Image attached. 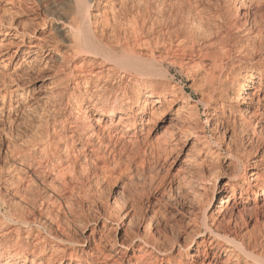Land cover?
Wrapping results in <instances>:
<instances>
[{
	"label": "bare ground",
	"instance_id": "obj_1",
	"mask_svg": "<svg viewBox=\"0 0 264 264\" xmlns=\"http://www.w3.org/2000/svg\"><path fill=\"white\" fill-rule=\"evenodd\" d=\"M33 1L35 8L30 10L21 7L22 14L33 13L34 17L46 15L44 23L49 20L55 23L54 31L65 44L63 47L57 38H51L52 41L39 45L33 44L35 33H30L26 26L19 28L12 22L4 26L3 21H0V32L4 30L5 36H9L8 30H15L17 38L20 39L16 46L17 51L18 47L27 46L31 49L28 53L37 48L41 52L47 50L54 55L59 65L55 75L57 77L63 74L65 77L60 76L59 85L55 92H51L50 99L68 107L72 121L63 118L55 120L52 134L42 130L44 126L40 127L33 138L29 141L25 139L22 147L7 144L4 154L7 155L4 161H7V166L0 169V208L8 213H0V264H216L221 257H226L221 264H264V242L258 239L257 234L251 232L246 237L234 230V234L229 233L228 229L222 231L216 220L207 221V208L202 210V230L193 231L190 243L187 242L186 247L184 245L182 252L179 250L185 260L180 257L178 261L172 250L159 248L157 241L160 239L156 240L151 233L148 237L133 233L130 243H118L117 235L114 240L110 238V227H115L116 234L123 232V237L130 236L129 230L119 227L120 221L126 217L125 214L119 215L120 217L111 213L101 214L100 228L98 216L93 222L87 220L86 224H80L84 215L78 211V202L84 200H79L82 196L77 194L81 192H77V189L83 184L87 167L83 165L78 168L81 163L78 165L68 154L70 147L73 149L74 145L81 143L83 150L89 152L88 162H99L101 169L111 168V161L117 157L113 147L119 143L135 144L138 134L142 135L144 126L150 123L154 126L158 124L159 128L164 127L163 132L170 139L182 133L188 143L192 139L199 140L201 134L191 133L197 129L189 132V127V130L180 127L197 113H194L196 108L190 105L188 99L181 94L183 92H179L180 88L169 78L171 68L178 69V73L190 74L192 86L201 92L200 102H206L211 112L216 113L221 109L223 117H227L228 110L243 107L244 113L249 114L255 104L260 105L264 101V72L257 74L255 70L247 69L235 74L230 73L228 67L231 66L232 53L242 47L240 34L242 31H250L246 24H262L264 16L261 12L264 10L257 8L259 12H253L256 6L259 7L264 2L228 0L234 12L208 7L212 9L211 12L210 9L201 8V2L196 0L192 3L190 0L187 3H175L173 0ZM241 18L245 22L240 23ZM14 20L13 16L12 21ZM247 38L254 42L259 39V33ZM6 46L0 44L1 48L7 49ZM2 52L1 49L0 57ZM39 70L36 69L38 72ZM256 85L257 90L252 91ZM3 91L4 93L0 92V97L4 100L10 90L5 87ZM12 92L20 94L21 97L24 94L19 93V87ZM261 110L257 109V113L262 112ZM258 115L260 117L264 114ZM195 119L193 120L196 121ZM68 129L73 133H66ZM125 137L129 138L127 142ZM62 141L65 144L60 147ZM195 146L193 142L191 150H196ZM205 147L200 150L206 149L203 153L211 154V150ZM199 154L201 153H198V158ZM204 158L196 166L194 164L196 168L193 169V178L198 188L206 193L212 180H207L208 174H204L207 172ZM192 159L187 154L183 164L188 166L194 159L197 160L196 157ZM234 160L235 167L231 165L232 162L228 165L234 167L236 174L242 171V167H245V172L250 169L253 171L248 177H244L247 178L243 184L237 182L233 173L218 188L220 195L226 194L228 198L220 201L219 210L216 209L214 214H221L230 203L238 210L249 201L250 195L255 197V201L264 202V156L253 162V168L247 167V159ZM201 207L204 208L202 205ZM257 211L255 217L258 218ZM63 217L69 218V223L64 224ZM129 220L130 223L133 219ZM233 222L237 227L239 221L236 223L234 219ZM243 222L245 225L246 221ZM75 229L81 232L80 238L77 237ZM197 237L201 238L198 242ZM108 239L112 240H109L111 243L106 245L109 247L106 249L102 244ZM194 244L199 248L192 254ZM212 251V260L208 263L200 261V255L208 259Z\"/></svg>",
	"mask_w": 264,
	"mask_h": 264
},
{
	"label": "rangeland",
	"instance_id": "obj_2",
	"mask_svg": "<svg viewBox=\"0 0 264 264\" xmlns=\"http://www.w3.org/2000/svg\"><path fill=\"white\" fill-rule=\"evenodd\" d=\"M173 1L175 3H179V1L180 3H187L188 0ZM190 1L191 3L195 2L194 0ZM196 1L199 3L201 2L200 7L204 9H210L211 7L212 9L214 8L213 10L217 8H223V10H230L234 12L233 8L231 10L232 5L228 0ZM245 1L249 2L251 0ZM261 1L264 2V0ZM33 2L35 1L0 0V21H3L2 23L4 24V26H8L11 22L12 24H17L19 28L21 26H26L30 33H35V37L33 36L35 39H33V37L31 38L33 39V44L36 45H39V43L43 44L50 42L53 40L51 38L60 39L54 31L55 23L52 22V20L51 22L49 20L44 23L43 19H45L44 17L46 15L43 14L44 16L41 15V17H34L33 13H29V15L22 14L23 10L21 7H25L26 9L30 8V10H32V8H35ZM225 2H227V5ZM208 4L210 5L207 6ZM261 4L259 7L256 6L254 8L255 10L253 13L259 12V9L260 11L264 10V3L262 5ZM257 8L259 9L257 10ZM212 9H210V11ZM263 12H261V14H263L264 16ZM65 14L63 15V18ZM13 16L15 17L14 21H12ZM258 16L259 15L257 14L256 17L258 18ZM241 19L240 23L245 22L244 18L242 20ZM246 26L247 30L250 29L249 32L251 33V35L249 32L244 33V31H242V33L240 34L242 39V47H239L240 49L236 50L237 52L234 51V54L232 53L231 66L230 68L228 67L230 73L233 72L235 74H238L247 69L253 71L255 70L254 72H256L257 74L261 71L264 72V20L261 25L259 24V26H256L254 23H252L251 25L246 24ZM8 31V33H10L9 36H5L4 30L0 32V44L3 43L4 46L7 45V49L0 47V50H3L1 54L2 56L0 57V86L3 85V87H0V92L4 93L3 89L5 87L10 90V92L6 94L7 96L4 100L0 97V169L7 166V161L4 162L6 160L5 156H7L4 155L5 151L7 150V144L11 143L13 146L22 147V144L25 145V139L29 141L31 138H33V136L36 135L35 131L38 132V129H40V127L42 128L44 126L42 130L44 129L46 132L49 131V134H52L51 130L53 122L55 120L63 118L64 120L72 121V117H70V109L66 106H61L57 100H52V98L50 99L52 93L55 92L56 86L59 85V82L61 80L60 76L63 75L62 74L57 77L55 75L57 69L56 67H58L59 65L55 60L56 58L54 57V55L49 53V51L47 50H43V52H41L37 48L33 49L34 53L33 51L31 53H28V51H31V49H29L27 46H20L17 48L19 49L17 51L16 46L17 44H19L20 39L17 38L15 30L11 29ZM258 33V40L254 42L248 41V36H254ZM59 42L61 47L65 45L63 44L61 39L59 40ZM237 44L239 43L237 42ZM243 47L244 49H242ZM239 50H242L243 52H239ZM15 51H17V53H15ZM234 58L236 59L234 60ZM41 65L43 67H46L43 68ZM36 69H40L39 72L36 71ZM188 76H190V74L181 72L178 73V69L176 68H171L170 70L169 78H172V82H175L174 85L176 84L177 88H180L179 92H183L181 94L188 99V102L191 106L193 105L194 109L196 108L194 113H197V115L194 114V118L192 117V119H190L188 123L181 124L180 127H184V129L187 128L186 130L190 129L189 132H191L194 128L195 130L197 129L196 131L193 130L194 132L191 133H197L199 135L201 134L199 136L200 139L197 141H201V145H204L201 146L199 142L193 139L191 140V143H188L182 137V133H178L174 135L172 139H170L168 134H164V127L159 128L157 127L158 124L154 126L152 123H150L151 125L148 124L144 126L145 130L142 135L138 134L136 139L137 142L134 139L136 145L134 143L131 144V142L128 143L127 139L129 138L125 137L127 145H121L119 143L118 145H115L116 147H113L115 150L114 155L115 157L117 156V159L115 158L113 161H111L112 167L108 169H101V164L99 162H94V164L88 162L87 153L89 152H85L83 150V146L81 145V143L74 145L73 149L72 147H70L71 149L69 148L70 150L68 149V154H70V157H72L73 160H76L78 162V165L81 163L78 168L80 166L82 167L83 165V167H87L84 178L82 177L84 180L83 184L80 187V189L83 188L84 190L77 189V192H81H76L78 195L81 194L82 196V198L79 197V200H84V202H80L78 199H76V201H79V205L78 203L77 205L80 210L78 211H80L81 213H83L82 215H84V219L79 223L86 224L88 221L93 222L98 216V227L100 228L102 226V220H100L101 214L109 215L111 213L113 215L115 214L116 216H122V214H125L126 217L125 219H122L120 221L119 227H123L124 230H129L131 232L130 236L123 237V232L120 235L116 234L115 227H110L109 232L112 235H110V238L114 240V236L117 235L116 240L118 243H130L129 240L133 238L134 234H138L140 237H148L151 233L156 240L160 239L157 241L159 248L162 247V250H172V254L176 257L177 261L180 259V257L185 260V257H183L179 253V250L180 252H182V250L184 249V245L186 247L190 243V240L194 235L193 231L195 229L196 230L194 232H197V230H202L201 222L203 216L202 214H204V211L202 210H204L205 208H207V221L210 222L211 220H216L217 224L219 223L218 226L222 231H226L228 229L227 231L232 234H234V231L239 234L241 232V235H245L246 237H248V234L250 235L252 232L258 235L259 240L264 242V202L255 201V197L253 195H250L248 199L249 201H247V203L245 204L246 206L242 205L238 208V210H236L232 206L233 203H230L229 206L225 209L226 211L224 210L221 214H214L216 209L217 211L219 210L220 201L224 198L225 200L228 198L226 194L224 196L223 194L220 195L218 188L223 186L224 183L229 180L228 177H231L233 173V176H236L237 182L239 184H243L251 171H253V169H250L245 172V167H242L241 170L244 171L243 174L241 173L242 171L236 174L234 171V165H236V163L234 164L233 160L235 158H239L242 161L247 159V167L253 168V162L264 156V115L260 117L258 115L259 113L264 114V101H262L260 105L255 104L251 108L249 114L244 113V109L242 107L240 108L241 110H228L226 113L227 117H223L221 109H218V112L214 113L209 110L210 107L205 104L206 102H200L202 98L201 92H199L196 87L192 86V77ZM63 77H65V75H63L62 78ZM17 87L20 88L21 92L19 93H24L23 97H21L18 93L12 92ZM257 88L258 85H256L252 91L257 90ZM53 101H55V103ZM50 103H54L56 105H51ZM257 109H262V112L257 113ZM213 114L215 115V117ZM240 116H242V118ZM38 119H40V121H38ZM193 119H195L196 121H194ZM194 123L195 125H193ZM40 124L42 125L40 126ZM9 130H11L12 132ZM57 130L59 131V128H57ZM9 132H11L12 134ZM66 133L72 134L73 132L71 129H68ZM164 136L165 138H163ZM15 138L16 141L14 140ZM163 141L165 142V144ZM193 142L196 145V150H191V145L193 144ZM64 144L65 141H62L60 147H62ZM202 147L211 150V154L207 155L206 152L203 153L206 149H204V151L200 150L202 149ZM190 150L192 151V153ZM230 152H233V158L232 155H230ZM198 153H201L199 154V158L197 156ZM187 154H189V156L191 155L193 159L196 157L197 160L194 159V161H192L190 165L187 166V164H185V166L183 164V161L186 159ZM237 154H239V156H237ZM203 157H205L204 160H206V162L204 166L208 172H204V174H208L206 175L207 180L209 179V181H213H211L210 185H208L209 187L206 190V193L203 192L200 187L198 188V184L194 180L195 178H193V173L196 168L195 166L196 164L200 163V159L202 160ZM231 162V165L234 167L228 165ZM86 163L88 164V166ZM190 170H193V172H191ZM209 174H212L213 177H215L214 180L212 175L210 176ZM245 176L247 177L244 178ZM190 179H193L194 182ZM1 186H3V184ZM257 190L259 189H256V191ZM82 193L84 194L82 195ZM201 193L203 194L201 195ZM204 194L208 197H204ZM199 201L201 203H199ZM204 201L205 203H202ZM81 205H83V207ZM201 205L204 208H202ZM117 207H119L120 209ZM256 210H258V218L255 217ZM236 211H238L239 213H237ZM0 213L1 215L3 213L6 214L7 210L0 208ZM113 215L110 216L112 217ZM209 216H212V218H209ZM241 216L243 218H241ZM215 217L217 219H215ZM238 217L241 219H239ZM63 219L64 224L69 223V218L67 219L66 217H63ZM129 219L133 220L129 223ZM234 219L236 223L239 221L237 223V227L239 228H237L236 225L234 226ZM243 221H246L245 225L243 224ZM240 223L242 225H240ZM255 226H257V228H259L258 230L260 231L257 230V232L255 233L257 229ZM75 230L77 237L80 238L81 232L79 231V229ZM112 239L104 241L102 246H104L105 248L107 244L109 245V243H111L110 241ZM200 240L201 238H196L197 242ZM107 246L106 249L109 248ZM197 247L198 245H193L191 251L192 254H195V250L197 249ZM213 252L214 251H212V254L208 257V259H204L202 255H200V261L208 263V261L212 260L213 258ZM225 258L226 257H221L217 259L216 264H221V261Z\"/></svg>",
	"mask_w": 264,
	"mask_h": 264
}]
</instances>
